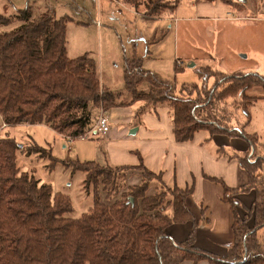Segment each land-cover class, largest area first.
<instances>
[{
    "label": "trees",
    "instance_id": "16d2710c",
    "mask_svg": "<svg viewBox=\"0 0 264 264\" xmlns=\"http://www.w3.org/2000/svg\"><path fill=\"white\" fill-rule=\"evenodd\" d=\"M136 1L127 0L134 5ZM225 1L243 9L240 2ZM177 5V1L174 5L157 2L152 11L158 16L174 11ZM16 17L24 21L21 26L0 32V115L7 125L47 124L57 133L77 137L93 127L94 107L103 106L108 111L123 105L118 93L101 85L94 58L68 56L67 23L71 18H56L50 12L31 18L27 7L15 16L0 14V24H9ZM130 66L128 62L125 89L133 95L132 102L151 99L153 90L164 89L162 99L171 107L177 142L191 141L201 130H208L211 135H244L243 131L222 124L217 103L233 98L232 107L248 111L256 101L264 99V94L247 93L256 86L264 91V74H230L205 65L200 69L204 84L185 83L181 94H177L169 82L150 73L137 76ZM177 66V70L182 69ZM210 77L215 78L212 86L207 84ZM145 83L151 91H140ZM246 137L250 143L257 140L256 135ZM19 148L15 138L0 137V264H182L186 260L264 264V247L258 237V229L264 226V189L256 181L264 157L251 162L249 149L234 151L231 156L248 173L247 184L232 188L220 178L205 175L223 185L224 200L231 204L235 216L234 242L227 255L219 256L195 245L198 224L187 204L194 187L168 186L163 172L149 169L141 156L140 163L134 166L73 161L75 170L87 173V184L94 181L97 186L100 175L108 183L114 176L116 183L118 175L136 169L141 171L142 181L128 187L111 205L96 197L88 212L68 218L65 214L73 208L70 198L55 193L51 185L42 183L34 174L22 172L17 163ZM27 153L57 160L51 149L36 143ZM154 179L161 183V190L149 194ZM251 191L254 200L247 207L238 195ZM167 196L170 197L166 200ZM189 221L193 224L189 237L177 241L169 227Z\"/></svg>",
    "mask_w": 264,
    "mask_h": 264
},
{
    "label": "rangeland",
    "instance_id": "374dc122",
    "mask_svg": "<svg viewBox=\"0 0 264 264\" xmlns=\"http://www.w3.org/2000/svg\"><path fill=\"white\" fill-rule=\"evenodd\" d=\"M176 1L178 5L174 11L167 10L162 16L153 14L157 2L174 5ZM199 1L137 0L134 5L127 0H0V14L4 16L18 15L28 7L31 18L47 12L56 18H71L67 23L68 56L88 55L94 58L101 85L118 93V101L123 103L108 111L103 106L92 109L95 121L101 114L109 117L110 137L106 135L108 132L88 134L93 127L86 132L88 136L75 137L57 133L44 124L10 126L2 121L0 115V137H13L20 145L17 150L20 170L34 174L42 183L51 185L55 193L70 198L73 208L65 217H81L94 205L96 197L111 205L128 191V187L142 181L141 171L136 169L118 175L116 183L114 176L108 183L105 176L100 175L97 186L94 181L87 184V173L75 170L73 161H97L107 165L108 159L115 163L119 149L126 145V141L131 143L139 135L132 130H136L145 118L157 117L152 105L159 108L162 119L166 115L165 108L167 116L172 118L169 103L162 99L164 89L153 90L151 99L130 103L133 95L125 89L128 62L137 76L151 72L158 79L169 82L173 86L172 92L177 94H181L185 83L204 84L200 69L205 65L230 74H264V0H234L242 3L243 9L233 11H243L248 17L232 18L230 15L226 20L193 19V4ZM210 1L228 4L225 0ZM23 22L16 17L9 24H0V32L17 28ZM163 30L165 33L161 36ZM177 60L183 62L181 70H177V65H181ZM214 82L215 78L210 77L207 84L212 86ZM141 90L148 92L152 89L145 83ZM247 93L262 96L264 91L256 86L248 89ZM234 100L229 98L223 104L217 103V115L223 125L244 132V135L233 138L247 144L249 160L253 162L259 156L264 157V99L256 101L248 111L232 107ZM118 109L123 112L121 115H118ZM202 131L208 139L214 137L208 130ZM246 135H256L257 140L250 143ZM35 143L51 149L56 162L37 153L28 154L27 150L34 148ZM258 173L257 185L264 189V165ZM160 190L161 183L157 179L152 180L148 193ZM258 237L264 247V226L258 229Z\"/></svg>",
    "mask_w": 264,
    "mask_h": 264
},
{
    "label": "crops",
    "instance_id": "0c3cea01",
    "mask_svg": "<svg viewBox=\"0 0 264 264\" xmlns=\"http://www.w3.org/2000/svg\"><path fill=\"white\" fill-rule=\"evenodd\" d=\"M234 9L236 8L225 2L201 0L193 4L195 14L192 18L226 20L230 15H233L232 18L248 17L242 13L243 11L235 13ZM177 61L183 66L181 60ZM152 108L157 117L145 118L142 124L137 125V129L132 130V133L134 131L139 135L135 136L131 143L126 141V145L119 149L115 163L108 159L106 163L112 167L134 166L140 163L141 156L149 169L156 173L163 172L164 181L168 186L178 185L181 188L193 186L194 190L187 198V204L198 224L195 231V245L219 256L227 255L229 246L235 239L233 207L224 200L223 185L207 179L205 175L220 178L232 188L247 184L248 173L237 159L231 157L234 151L247 150V144L239 138L222 134L208 139L202 130L197 132L191 141L177 142L173 133L172 118L167 116V108L163 119L159 108L156 105H152ZM118 112V115L123 113L119 109ZM109 131L106 134L108 137L111 136ZM200 133L201 135L197 137ZM238 196L247 207L254 200L252 191ZM239 212L242 213V210ZM192 230L191 221L175 223L168 229L169 233L180 242L186 240ZM182 264L210 263L207 260L198 263L186 260Z\"/></svg>",
    "mask_w": 264,
    "mask_h": 264
},
{
    "label": "built area",
    "instance_id": "2783aa9c",
    "mask_svg": "<svg viewBox=\"0 0 264 264\" xmlns=\"http://www.w3.org/2000/svg\"><path fill=\"white\" fill-rule=\"evenodd\" d=\"M180 64V62L178 61ZM109 117L106 114H101L98 116V118L95 121V124L93 126V129L88 133H107L110 129L109 127ZM88 134H86L88 136ZM85 137V136H84Z\"/></svg>",
    "mask_w": 264,
    "mask_h": 264
},
{
    "label": "water",
    "instance_id": "95a60500",
    "mask_svg": "<svg viewBox=\"0 0 264 264\" xmlns=\"http://www.w3.org/2000/svg\"><path fill=\"white\" fill-rule=\"evenodd\" d=\"M133 201V200H132Z\"/></svg>",
    "mask_w": 264,
    "mask_h": 264
}]
</instances>
